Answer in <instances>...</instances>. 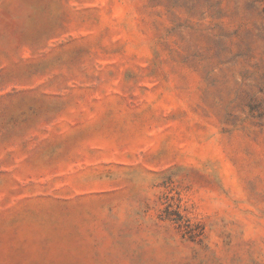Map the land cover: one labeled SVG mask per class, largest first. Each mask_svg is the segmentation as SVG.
Masks as SVG:
<instances>
[{"label": "rangeland", "instance_id": "obj_1", "mask_svg": "<svg viewBox=\"0 0 264 264\" xmlns=\"http://www.w3.org/2000/svg\"><path fill=\"white\" fill-rule=\"evenodd\" d=\"M0 264H264V0H0Z\"/></svg>", "mask_w": 264, "mask_h": 264}]
</instances>
